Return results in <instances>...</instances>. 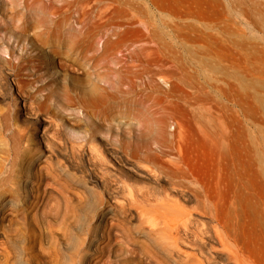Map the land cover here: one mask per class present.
<instances>
[{
    "label": "rangeland",
    "instance_id": "rangeland-1",
    "mask_svg": "<svg viewBox=\"0 0 264 264\" xmlns=\"http://www.w3.org/2000/svg\"><path fill=\"white\" fill-rule=\"evenodd\" d=\"M190 1L195 12L201 3L203 9L202 18L192 20L194 26L188 16ZM218 1L0 0V66L11 72L12 79L26 81L33 97L42 103L51 81L59 84L61 97L64 85L73 95L88 87L101 85L99 89H107L113 98L105 106L99 98L93 100L94 105H69L63 98L47 103L59 119L80 123L82 131L92 128L96 142L104 140L121 161L144 176L121 173L107 177V182L92 188L85 199L81 194H63L71 195L67 209L60 194L63 203L59 209L48 207L45 226L34 212L25 224L2 223L0 241H4L0 244L13 239L9 241L12 260L20 264H82L80 259L90 253V241L97 230H102L111 232V243L115 245H110L123 244L124 260L139 264L138 247L146 237L135 211L144 203H154L153 199L162 192L177 200L180 193L175 195L170 190L176 184L185 186L186 192L192 191L196 197L185 203L186 208L191 210L200 204L194 210L203 208L201 211L209 215L205 213L212 225L218 220L222 234L229 235L230 248L232 245V249H238V264H264V181L260 179L264 175V0H221V5ZM202 26L207 30L199 31ZM60 33L94 35L93 46L105 51L98 65L106 63L110 70L93 71L92 81L87 83L82 81L84 71L72 62L58 68L62 58L54 53L48 55L57 66L54 70L46 66L44 71L49 73L42 78L43 72L29 76L23 65L17 68L20 58L48 50L40 37ZM134 50L140 55H135ZM1 72L0 161L3 149H11L22 132L32 139L36 132L32 116L24 119L14 113L18 91L13 86L12 96L4 90L5 73ZM65 132V137H52L57 155L54 161L60 159L58 163L70 172L67 185L72 182L73 186H91L84 175L87 171L94 173L85 164L88 150L84 149L86 155L79 148L70 150L78 136ZM12 157L0 166V173L11 169ZM45 181L53 182L50 178ZM134 182L138 186L135 189L131 186ZM107 191H115L112 195L122 201L138 195L137 203L135 207L118 206L120 210L99 224L98 212L112 200ZM125 215L137 236V247H133L134 241L131 247L126 228L119 223ZM14 237L22 242L14 241ZM105 242L99 243L102 253L91 264H112Z\"/></svg>",
    "mask_w": 264,
    "mask_h": 264
},
{
    "label": "bare ground",
    "instance_id": "bare-ground-1",
    "mask_svg": "<svg viewBox=\"0 0 264 264\" xmlns=\"http://www.w3.org/2000/svg\"><path fill=\"white\" fill-rule=\"evenodd\" d=\"M213 1L215 2L216 0H213ZM222 2L223 1L219 0L218 4L221 5ZM201 7H202V3H201V6L198 12H195L192 1H190V9H189L188 16L191 19L192 26H194L192 20H194L196 17L199 19L202 18L201 12L203 11V9ZM198 30L204 32L207 30V28L202 26V27H199ZM40 38H41V41L45 45H47L48 50L46 51L39 50L41 54H37L36 56H30L28 58L22 57L20 58L21 62L17 64V68H20V65H23V68H26V70H29V73H28L29 76L34 75V73L38 74V73L43 72L42 73L43 76H41L42 78L44 77L45 74L49 73V72L44 71L46 66L53 68V70L56 68L57 65H55V61L48 55V54L51 55V53H54V55L56 54L57 56H60V58H62L60 59V62L58 63V68L59 66H63L65 62H72V64L82 69L84 71V74L86 75L82 79V81L87 82V83L91 80L90 78H91V74L93 71L99 70V69L110 70L109 65H107L106 63L102 64V66L98 65V61H101V59L104 58L105 51L102 50L100 52L98 49H96L93 46V42L95 41V36L92 34H89V33L80 34L79 33L77 35L73 33L72 34L60 33L55 36H47V37L42 36ZM105 40L109 41V37H106ZM103 48L105 49V47ZM133 53L137 56L140 55L139 51L137 50H134ZM149 56L152 57V54L150 53ZM46 59H49L47 60L49 62H45ZM1 66H0V69L2 70V72L5 73L6 89L4 90H7L9 94H11L12 96H13V92H12L13 86H16L17 91H18V94H17L18 97H15L17 104L15 107L16 109L14 113H16L17 117L24 118V119L29 118V116H32L33 118L31 119L34 122V125L36 127L35 128L36 132L34 135L32 134L33 139L30 137L31 135L30 136L28 135L32 139L33 141L32 142L31 139L28 138L26 134H24V132L21 133V130H20L21 135L22 134L23 135L21 137L19 136L20 138L18 137V140L14 143L11 149H8L5 151L3 149V151L1 152V154H3L4 156L1 155L2 156L1 158H3V160L0 161V164H1L0 166L4 165L3 163L8 160L7 158H9V156H13V157H12V163H11L12 167H10L11 169L7 170V172L4 171V173L3 172L0 173V226H2V223L7 222V221L9 223H13L12 221L14 222L19 221L18 223L21 224L22 222V224H25L24 222L28 221L30 216H32L33 214L35 215V213L39 217L37 219H39L40 223L44 225L49 220V219L46 220L47 219L46 215L48 214V207H51L53 205L54 208L59 209L58 207L61 201L63 203V199H62L64 197L63 194H71L73 196H77V194H81V195H84V199H85V196L89 197V195H91V192H93L92 190L95 189L97 185L101 183L105 184L107 182L106 181L107 177H117V174H121V173L126 174V175L135 176V177H144L143 175H141L140 172L138 173L137 170L139 169H135L134 166L132 167V165H129L126 161H121L119 159V155H117L115 150L111 149L107 143H103L104 140L100 139L99 140L100 142H96L94 139V131L91 130L92 128L91 129L88 128L89 130L86 129L87 131L86 130L82 131L81 129L82 126L79 125L80 123L79 124L75 122L72 123L68 119H65V120L61 119L62 117H60L59 119V115L56 113V110H53L52 109L53 107L51 106V104L47 103V101L52 100V99L59 100L60 98H63L64 102H67V104L69 103V105L71 104L75 105V103L76 105L77 104L94 105L93 100L94 99L98 100L99 98V100L101 99L100 101L104 100L103 105L105 106V105H108L106 103L110 102L111 98H113L110 95V92L107 93L106 88H105L106 90H104V87L99 89L101 85L98 88L88 87V89L79 90V92L73 95L71 93L72 91L69 90V88L65 87L64 85L62 88L65 91L63 92V95L61 97L62 92H60L59 84L56 81H53V82L51 81V84L47 91V95L44 96L45 101L43 100L44 102L42 103L41 102L42 100L40 101V99L37 100L36 98L33 97V94L30 91L31 88H28V86L24 84L26 81L22 83L19 80L12 79L11 74H10L11 72H7L6 69ZM1 79L3 80L2 77ZM93 83L95 82L93 81ZM90 84L91 83H89V85ZM44 90H47V87L44 88ZM80 107L82 108V106ZM42 113L44 114V117ZM16 116H15V119L17 120L18 118H16ZM3 125H4V122H3ZM15 125L18 126L17 124ZM15 130L17 129L15 128ZM63 131L64 132L68 131L69 133H73L74 135L78 136L77 138L78 140L75 142L74 141L72 142L70 146L71 148L70 150L75 151L77 148H79L80 150L79 149L78 150L81 152H84V149L88 150V159H85V164L86 166L89 167L88 170L90 171L93 170L94 173H89L87 171L86 174H84L85 173L84 171L83 174L85 176L87 175L88 177L87 182H89L91 186L89 185L87 186L86 185L87 183H84L85 186L83 187L73 186L72 182H70V185L69 183L67 185V182L71 181L69 179L70 176H68L70 172L67 173L64 167H62L58 163L60 159L57 161H54V159L56 160L57 155H55V151H54L55 149H54L52 137L56 138L58 135H59V138L60 136L65 137L64 134L66 132L63 133ZM88 136L91 138L89 139V141H88ZM58 141L57 143H59ZM60 153L62 154V152ZM92 156L95 158V160L92 158ZM17 166H19V168L17 169L16 171L17 173H16L14 171V168ZM247 169L249 170V168ZM85 170L87 169L85 168ZM94 170H96V173ZM47 178H50L51 181L53 182L52 183H50L49 181L46 182L45 180ZM148 178L149 177H147V179ZM261 178L264 181V175L263 177H260V179ZM119 181L121 182V180ZM154 182L156 183V181ZM124 185L126 187L130 186V184H124ZM131 186H133L132 188L134 189L138 187L136 182H134ZM170 188H171L170 190L173 193H175V195L176 193H180L179 194L180 197L179 198L178 196L176 197L180 201H178V199L175 200L173 196L170 195V193L162 192L160 190L162 193L159 192L161 194H159L158 196L155 195L157 196V198L153 199L157 203L155 202L152 203V201L151 202L149 201L147 203H144V207L140 206L141 207L140 208L138 206L140 211L139 210L135 211L143 227L142 230L144 232L142 233L144 237L147 238V241H148L147 242L145 238L144 240L145 242L142 240L140 242L141 244L139 243L140 246L138 245L139 246L138 251H139L140 257H139V262L138 261L137 262L139 264H238V261H237L238 249L236 250L232 249V245L230 248L229 235L222 234V232L220 231V224L218 220H216L214 225H212L213 222L210 221L211 219H209L208 217L206 218V215H205L206 212L203 214V212L201 211L203 208L200 210V206H199V210L201 211L202 214L200 213L199 210L198 211L197 209L194 210L196 207L198 208V205H200L198 203H197L198 205L196 204L197 206L194 207V209L192 208L193 210L192 209L190 210L189 208H186V206H184L185 203L189 202L190 200L193 201V199L196 198V197L194 198V194H191L192 191L190 193L186 192L185 186L183 187L182 185L178 186L175 184V186L173 185V187H170ZM115 191H112V192L114 193ZM110 192L107 191L108 194ZM112 192L109 194L110 198L112 196V200L110 201V204L106 206L105 209L104 208L102 210L100 209V213L98 212L99 224H103L104 220H106L108 216L112 215L113 211H116V209L120 210L121 208H125V206L135 207L137 203L138 195L137 197L135 195V196L129 197L128 199H124L122 201L114 197V195H112ZM60 194H62L63 197L61 196L59 197ZM131 195H134V192ZM131 195L129 194V196ZM69 196L65 195L64 197V205L66 209L67 207L71 205V201H72L71 197ZM249 196L252 197L251 194ZM118 206H120L121 208L119 209ZM206 209L204 211H206ZM54 214L55 215L57 214V217H59L58 213H54ZM55 215L54 217H56ZM33 218L36 219L35 217ZM59 220H60V217H59ZM129 221L130 220L128 219V216L125 215L123 218L121 217V221L119 223L122 225V227L126 228L125 233H126V236L128 235L127 236L128 238L126 239H128L132 247V244H133L132 242L134 241V243L136 244L137 240L135 241V236H136L134 234L135 232H133V230H130L131 228H130ZM209 221L212 224L209 223ZM124 228L122 229L124 230ZM127 230L129 231L128 233H127ZM97 231L98 233H96L93 239L90 241V246H89L90 253L87 252L86 254L83 252L84 253V254L82 253L83 255L86 254V256L84 257L79 255L80 257H82V259H80L82 261V264H91L95 262L96 258L99 257L98 255H101L102 253V250L99 248V246H101L99 245V243L104 242L105 244L106 243L105 241H107V244L109 245V248H107L108 245L106 246V248L108 249V251L106 252L107 254H109L110 258H113L112 264H124L125 262L126 264H129L128 262L129 260L126 261L123 258V254H124L123 248H122L124 247L122 246L123 244L121 245V243L116 242L117 245L120 244L121 247L112 246L115 244L111 243V239H110L111 232L110 234H107L108 232L105 233L102 230L100 232L99 230ZM18 232L21 233V231H18ZM148 236H151V238H153L152 236H154L155 239L154 238L153 239L154 240L157 239L158 242L155 244L156 241H154L153 239H149L150 237ZM4 238H6V236ZM136 239H137V236H136ZM152 240L154 242H152ZM2 241H4V239ZM9 241L10 240L7 239L5 240L4 243L0 244V259L4 260V262H2L3 264H20L16 260L14 261V259L12 260V258H10V255L12 256V254L10 253L11 251H10V246H9L11 244L10 243L11 241L10 242ZM14 241L22 242L21 239L18 237H14ZM14 241H13V244H14ZM143 242L144 243L147 242V243L144 244ZM23 243L25 244V241ZM134 246L137 247V244L133 245V247ZM99 263L100 262H98V264Z\"/></svg>",
    "mask_w": 264,
    "mask_h": 264
}]
</instances>
